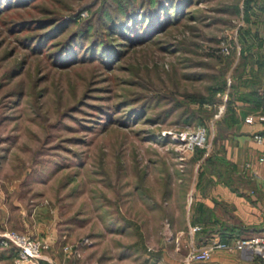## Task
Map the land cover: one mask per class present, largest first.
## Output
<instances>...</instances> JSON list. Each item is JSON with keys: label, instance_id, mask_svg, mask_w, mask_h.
Returning <instances> with one entry per match:
<instances>
[{"label": "rangeland", "instance_id": "obj_1", "mask_svg": "<svg viewBox=\"0 0 264 264\" xmlns=\"http://www.w3.org/2000/svg\"><path fill=\"white\" fill-rule=\"evenodd\" d=\"M236 1L191 0L154 23L103 28L99 9L116 16L119 0H0V233L46 243L23 262L0 244V264H111L100 259L115 242L97 234L103 212L160 235L171 222L146 210L145 188L177 224L193 218L197 186L223 166L218 139L249 110L233 102L225 116L243 72ZM201 124L207 141L194 149L165 133Z\"/></svg>", "mask_w": 264, "mask_h": 264}, {"label": "crops", "instance_id": "obj_2", "mask_svg": "<svg viewBox=\"0 0 264 264\" xmlns=\"http://www.w3.org/2000/svg\"><path fill=\"white\" fill-rule=\"evenodd\" d=\"M240 9L243 44L239 45L248 58L240 66L243 72L234 78L233 96L249 110L234 131L218 139L223 166L218 174L206 173L197 186L189 208L193 218L185 226L170 222L158 241L149 245L160 264H187L184 256L192 238L204 245L214 239L264 231V159H260L264 156V0L240 1ZM247 115L254 119L246 120ZM257 133L263 135L261 141ZM195 224L201 228L192 233L190 226ZM190 264H264V256L220 249L210 259Z\"/></svg>", "mask_w": 264, "mask_h": 264}, {"label": "trees", "instance_id": "obj_3", "mask_svg": "<svg viewBox=\"0 0 264 264\" xmlns=\"http://www.w3.org/2000/svg\"><path fill=\"white\" fill-rule=\"evenodd\" d=\"M190 2L191 0H119V11L116 16H114L106 8H104L105 5L104 7H101L99 9L100 13H102L101 24L103 28H110L111 26H113V24L121 27H130V24H133V22H139V20L144 21V23H146L147 21H149V23H154L155 21L157 22V20L160 19L161 14L164 15V17L166 14L167 16H170L171 9L175 10L176 12L178 10L181 11L182 6L187 5ZM233 4L235 11L237 13H240V2L236 1ZM79 33L81 32L79 31ZM82 34L83 32L81 33V35ZM235 53L236 52L234 50L231 56L235 57ZM239 55L240 57L236 64L237 68H239L240 66H244L245 61L248 58V55L244 54L242 49L240 50ZM209 99V96L200 95L201 101H206ZM228 102L229 107L225 116H228L234 104L238 105L235 102L233 95L230 97ZM195 116L196 115H193V117ZM145 189L143 190L144 192H142V195L145 200L146 210L151 211L150 213H153L152 216H168L170 217L172 224H177V222H174L173 220V213H170L171 211H168V207L165 206V209V204L163 205V203H160L159 199L157 200V198H154ZM167 191L168 198H166V202L171 199L169 192V183L167 185ZM145 194H147L148 197H146ZM106 210L110 212L109 209ZM183 211L185 210L183 209ZM103 221L105 226L104 230L99 231L97 234L100 233L99 235L104 234L111 236L115 242L112 243V247L107 246L104 249L105 253L100 256V259H103V257H110V259H112V257H114L111 264H120V261H118L117 258H120L121 261H124L123 259H127V257L133 256V258L139 260L141 264H160L156 252H154L153 255L151 254V256H146L144 252L146 248L149 249V245L150 243H152L151 238H153V236L155 238L154 240L158 241V238L160 236V230L158 228H156V230H154L153 228L149 230L150 227L144 226L142 223L137 221V218L133 216L131 217L129 215H123L119 212L115 216H109L107 212H103ZM179 226H185V223ZM157 227H161V225H157ZM119 234H130L132 235V238L127 240V242H123L122 238L117 236ZM6 251H8L9 255L11 256V254L15 255L17 250L15 246L10 245L6 249Z\"/></svg>", "mask_w": 264, "mask_h": 264}, {"label": "built area", "instance_id": "obj_4", "mask_svg": "<svg viewBox=\"0 0 264 264\" xmlns=\"http://www.w3.org/2000/svg\"><path fill=\"white\" fill-rule=\"evenodd\" d=\"M221 51L224 53H229L231 47L227 44H223L220 47ZM240 47H238V52ZM254 119L253 115H247L246 120L252 121ZM165 133H171L173 136L179 139V143L182 144L183 148L194 149L195 147L204 145L207 141L206 128L204 125H197L195 127H187L185 129L174 130L171 128ZM256 138L261 141L263 135L257 133ZM260 159H264L261 156ZM198 224L190 226V230L194 231L200 229ZM0 244L2 245H14L18 250L15 261H34L41 257L46 243L42 242L38 238L30 235L19 233L15 230H5L0 233ZM225 249V250H236L239 249L246 255L251 256L258 254L264 256V231L251 233L250 235H235L230 240L227 239H214L204 245H199L191 239L189 249L184 256L185 262L190 264L194 261H205L210 259L214 252Z\"/></svg>", "mask_w": 264, "mask_h": 264}]
</instances>
